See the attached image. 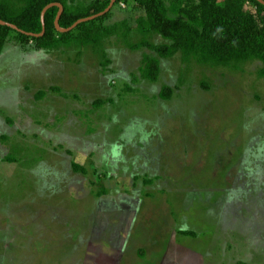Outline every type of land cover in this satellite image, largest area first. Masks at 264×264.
Wrapping results in <instances>:
<instances>
[{"label": "rangeland", "instance_id": "1", "mask_svg": "<svg viewBox=\"0 0 264 264\" xmlns=\"http://www.w3.org/2000/svg\"><path fill=\"white\" fill-rule=\"evenodd\" d=\"M165 2L179 18L181 0ZM137 15L116 4L103 23L125 22L136 42ZM146 52L122 35L36 49L12 34L0 55V264H264L261 62L177 53L152 82Z\"/></svg>", "mask_w": 264, "mask_h": 264}, {"label": "trees", "instance_id": "2", "mask_svg": "<svg viewBox=\"0 0 264 264\" xmlns=\"http://www.w3.org/2000/svg\"><path fill=\"white\" fill-rule=\"evenodd\" d=\"M54 2L64 7L60 26L69 28L81 18L104 11L111 0H0V19L40 34L42 11ZM121 3L131 5L138 13L135 29L141 38L136 42L130 40L131 28L125 22L111 26L103 23L112 9L82 22L76 33V29H56L59 7L52 6L45 15L46 31L42 36H30L0 24V55L12 34L21 44L33 43L36 49H54L71 42L100 47L106 37L122 35L129 48L152 51L143 54L140 67L141 76L152 82L158 80L161 58L177 53L187 63L195 61L209 67H237L239 63L258 60V74L264 77V5L257 0H181L179 18L170 16L165 0H117L115 5ZM156 35L165 41L155 43ZM173 91V87L165 85L160 97L169 99Z\"/></svg>", "mask_w": 264, "mask_h": 264}, {"label": "water", "instance_id": "3", "mask_svg": "<svg viewBox=\"0 0 264 264\" xmlns=\"http://www.w3.org/2000/svg\"><path fill=\"white\" fill-rule=\"evenodd\" d=\"M257 1L264 5V0H257ZM116 2H117V0H111L109 6L104 11H102L100 13H97L95 15H92V16H88V17H85V18H81L78 21H76L69 28H62L60 26V18L62 16L63 11H64L63 5L61 3H58V2L50 3V4H48L43 9L42 14H41L43 30H42V32L40 34H35V33L27 32L25 30L20 29L16 24L11 23V22L4 21L2 19H0V24L1 25H4V26H8V27H10V28H12V29H14L16 31H19L21 33H24V34H27V35H30V36H42L45 33V31H46V20H45L46 12L48 11V9L50 7H52V6H58L59 7V12H58L57 17L55 19V27L60 32H68V31H71L74 28H76L82 22H86V21H89V20H93V19H96V18H98L100 16L105 15L106 13H108L113 8V6L115 5Z\"/></svg>", "mask_w": 264, "mask_h": 264}, {"label": "crops", "instance_id": "4", "mask_svg": "<svg viewBox=\"0 0 264 264\" xmlns=\"http://www.w3.org/2000/svg\"><path fill=\"white\" fill-rule=\"evenodd\" d=\"M16 240H18V238H16L15 236L13 237V238H9V239H5L2 243H3V245H4V243L6 244V245H12ZM32 240V239H31ZM30 240V241H31ZM29 240L27 241L28 243L30 242ZM20 245H23V244H20Z\"/></svg>", "mask_w": 264, "mask_h": 264}]
</instances>
